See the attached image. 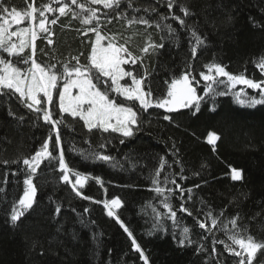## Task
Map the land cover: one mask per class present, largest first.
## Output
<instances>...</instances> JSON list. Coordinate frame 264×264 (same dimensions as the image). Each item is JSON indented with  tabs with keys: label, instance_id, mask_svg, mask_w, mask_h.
<instances>
[{
	"label": "trees",
	"instance_id": "1",
	"mask_svg": "<svg viewBox=\"0 0 264 264\" xmlns=\"http://www.w3.org/2000/svg\"><path fill=\"white\" fill-rule=\"evenodd\" d=\"M62 2L70 3V0ZM0 4L21 12L29 4L37 8L45 4L59 7L55 0H0ZM180 5L187 6L193 15L184 17ZM91 6L98 9L101 33L115 37L117 43L125 44L134 56L140 57L137 64L124 67L139 77L147 74L145 90L151 88L153 100L166 97L168 83L184 71L191 70L200 79V72H206L205 65L213 62L226 66L234 75L244 74L255 81H264V72L258 67L264 58V0H177L172 12L184 18L189 28H195L204 40L195 59L189 43L190 31L181 29L178 21L171 18L161 21L160 13L168 15L166 0H121L115 10L105 9L103 5ZM71 7L79 12L75 5ZM152 8H156L155 13ZM45 15L50 21L59 13ZM141 16L149 19L152 26L128 23ZM157 22L171 24L178 38L169 39L166 30L156 27ZM29 24L26 20L22 25ZM47 26L53 43L48 44L47 33L40 35L36 41L38 62L55 63L58 72L65 62L75 64L71 59L74 56H80L82 64L87 63L90 41L95 36L93 33L83 36L87 26L80 17L69 14L59 17L57 24ZM150 43H163L164 47L143 52ZM30 53L31 49H27L24 55ZM0 56L9 59L2 51ZM203 85L201 80L198 94H203ZM241 88L246 95L259 98V90L238 85L228 94L216 97L214 111L209 110L211 103H202L196 115L189 109L167 114L155 107L143 112L138 102L125 101L110 93L118 103L133 106L140 112V130L129 138L95 129L89 132L78 117L64 114L60 132L65 160L74 171L92 177L80 189L91 199L76 196L71 185L62 182V173L57 171L58 160L45 161L34 177L36 203L16 225L10 222L9 214L12 204L23 194L26 166L22 161L39 150L48 139L51 126L37 119V114L30 112L16 96L0 95V189H3L0 191V264H144L133 249L132 238L114 217L107 216L102 202L113 198L122 201L116 214L132 232L149 264H237L239 258L226 251L224 244L216 243V251L212 252L213 239L232 245L229 236L239 232L264 243V104L254 107L239 104L233 93ZM218 90L225 89L221 85ZM52 107L53 118L61 119L56 94ZM164 115L172 119L166 121ZM209 132L220 137L215 150L206 141ZM52 138L54 141V133ZM102 143L106 148L99 149ZM52 148L50 142L49 150ZM80 149L101 151L114 157L119 166L85 161ZM53 155H59L58 148ZM161 157L169 163L179 161L172 169L166 165L161 177L169 171L179 173L182 168L187 179L177 176V182L185 189L192 188V193L189 200L185 192L182 201L169 184L174 191L170 202L177 212L175 224L164 216L165 227L154 230L153 208L158 213L167 212L160 203L162 198L151 190V174L159 167ZM232 168L242 170V180L231 179ZM96 177L102 179L103 186L96 183ZM181 203L192 212L191 216L179 211ZM57 205L61 207L59 215L55 213ZM209 212L218 218L215 227L211 226ZM81 217L88 223L81 224ZM233 218L237 221L236 228L230 223ZM197 221L208 224L211 231L200 229ZM184 227L190 229L192 243L181 246L179 240ZM252 264H264V248L257 250Z\"/></svg>",
	"mask_w": 264,
	"mask_h": 264
},
{
	"label": "snow or ice",
	"instance_id": "2",
	"mask_svg": "<svg viewBox=\"0 0 264 264\" xmlns=\"http://www.w3.org/2000/svg\"><path fill=\"white\" fill-rule=\"evenodd\" d=\"M55 3L59 4V7L54 8L51 4H45L41 8H37L34 4H29L27 10L23 12L17 10L15 7L9 8L0 4V51L6 53L8 57L16 58L14 61L13 59H6L0 56V95L16 96L30 112L37 114V119H42L45 124L51 126L48 139L43 142L39 150L30 158H24L22 161L23 165L26 166V176L23 180V194L18 201L12 204L10 209L9 219L13 225L19 223L26 213L33 209L37 197V185L34 183V177L45 161L51 163L53 160H58L57 171L62 173V182L70 184L76 196L84 200L91 199L87 195H84L80 189H83L92 177L74 171L65 160L60 132V126L64 124V114H68L72 118L78 117L83 121L84 126L89 132L95 129L102 133H117L123 138H129L133 137L135 132L140 130V112L135 110L133 106L118 103L116 99L110 97V93L122 96L125 101L138 102L139 109L143 112H147L150 108L155 107L164 109L167 113L189 109L193 115H196L200 112L202 103H211L209 110L214 111L217 96H224L238 85H242L249 89L259 90V98L246 95L244 88H241L240 91L233 93L239 104L249 107L264 104V81H255L247 78L244 74L234 75L226 70V66L215 62L205 65L206 72H200V79H197L191 70L184 71L178 78H173L168 83L166 97L153 100L151 88L145 90L147 74L144 77H139L133 70H126L124 67L129 64H137L140 57L134 56L125 44L117 43L115 37L102 35L101 29L98 26V9L91 6L103 5L105 9L115 10V8H119L121 0H87V3H82L80 0H70V3L55 0ZM176 3L177 0H166L168 15L160 13L161 21L171 18L178 21L181 29L190 31L189 43L191 45L192 57L195 59L198 48L204 44V40L195 28H189L184 18L172 12ZM72 5H75L79 9V12H76L71 7ZM128 7H131L130 3ZM179 10L183 13L184 17L193 15L185 5H180ZM145 11L148 10L146 9ZM151 11L155 13L156 8H152ZM57 12L59 16L50 21L48 16L45 15V13L51 14ZM69 14L73 18L80 17L81 23L87 26L82 33L83 36L87 37L89 33H93L95 39L90 41V53L87 56V63L82 64L80 56H74L71 59L75 61V64L65 62L62 65V70L58 72L55 63L42 64L37 61L36 41L42 33H47L48 36L46 38L48 44L51 45L53 43L51 38L52 33L47 25H55L59 17ZM26 20L29 21L31 26L18 27L16 30H12L13 25H21ZM94 21L97 22L96 26L93 25ZM128 23H140L149 27L152 26L149 19H145L143 16L139 19L134 17ZM156 27L166 30L169 34V39L173 37L178 38L176 29L171 24L162 25L161 22H157ZM14 37L16 38L15 41L13 40ZM104 41H107V43H104ZM156 47L163 48L164 44L155 45L150 43L142 51L147 53L150 49ZM29 48L31 49L30 55H24L25 50ZM80 55H83V53ZM19 65H25L26 67ZM258 67L264 72V58L260 60ZM190 68L191 65H189ZM125 78H129L131 83L129 84ZM201 80L204 82L203 94H198ZM121 81L125 82L121 83ZM221 85H223L224 91L218 90ZM54 94L58 96V108L61 119L53 118L52 106L54 104ZM20 119H23V117ZM163 119L170 121L172 117L164 115ZM53 133L55 134L54 141L52 138ZM219 139L220 137L216 133L209 132L206 141L215 150V145ZM50 142L53 143L51 151L49 150ZM120 142L124 143V140L121 139ZM57 148L59 149V155L54 156L53 152ZM104 148H106V144L102 143L99 145V149ZM173 150H175V145H173ZM78 151L85 161L110 163L113 168L119 166L114 157L101 151L92 150L89 152L83 149ZM17 162L13 161V163ZM3 163L8 164V161H4ZM176 163H179V161L174 160L172 163H169L161 157L159 167L151 174V190L162 198L160 203L167 210L166 213L162 214L156 212V209L153 208V213L156 215V221L153 224L154 230H161L165 227L162 222L164 216L171 219L175 224L177 212L173 210V205L170 202L174 191L172 187H168L169 184L174 186L182 201L184 200L185 192L188 193V199H191L192 188L185 189L176 179L177 176L181 180L187 179L183 174L182 168L179 173L169 171L161 177V173L166 165L169 169H172L173 164ZM73 177H75L74 182ZM231 179L233 181L242 180V170L232 168ZM95 181L97 184L103 186L101 178L96 177ZM194 187L198 188L199 185H194ZM0 191H3V189H0ZM94 202L100 203L99 201ZM102 203L104 209H106L107 216L116 219L120 227L132 238L133 249L139 253L144 264H149L148 257L132 236V232L115 212V209H119L122 206V201L119 198H113L111 200H104ZM72 211H75V209H72ZM84 211L87 212L88 209L86 208ZM179 211L186 212L189 216L192 215V212L183 203L180 204ZM60 212L61 207L57 205L55 213L59 215ZM207 215L211 217V226L215 227L218 218L214 217L211 212ZM80 223L85 224L88 221L81 217ZM91 223H94V221H91ZM197 223L200 229L211 231V228L205 222L197 221ZM230 223L233 228L237 227L235 218ZM189 232L190 229L188 227L183 228L179 240L181 246H184L185 243H192L189 239ZM229 239L232 241V245L239 247V251L222 240L217 241L213 239L212 252L215 253L216 251V243L224 244L226 251L232 256L239 258L237 264H252L257 250L264 248V243L256 242L251 235L244 237L239 232H236L231 234Z\"/></svg>",
	"mask_w": 264,
	"mask_h": 264
},
{
	"label": "rangeland",
	"instance_id": "3",
	"mask_svg": "<svg viewBox=\"0 0 264 264\" xmlns=\"http://www.w3.org/2000/svg\"><path fill=\"white\" fill-rule=\"evenodd\" d=\"M29 26H31L30 24L29 25H13V27H12V30H16L18 27H29ZM103 35V34H102ZM13 40L15 41L16 40V38L14 37L13 38ZM104 43H107V41H104ZM30 49V48H29ZM27 50V49H26ZM25 50V51H26ZM6 54V53H5ZM6 56H7V54H6ZM9 59H13V58H15V57H8ZM125 80H127V82L130 84L131 83V80L130 79H128V78H125ZM125 81H121V83H124ZM122 99H124L122 96H120ZM54 99H55V94H54ZM57 104H58V96H57ZM160 109V108H159ZM160 110H162V111H164L165 112V110L164 109H160ZM181 110H184V109H181ZM180 111V110H179ZM165 113H167V112H165ZM167 114H169V113H167ZM70 185V184H69ZM120 209V208H119ZM119 209H115V212H117V211H119Z\"/></svg>",
	"mask_w": 264,
	"mask_h": 264
}]
</instances>
